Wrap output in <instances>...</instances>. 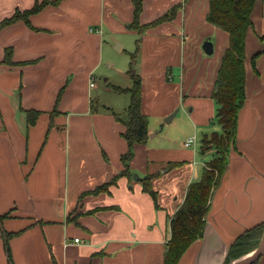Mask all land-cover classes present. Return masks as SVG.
Masks as SVG:
<instances>
[{
    "label": "crops",
    "instance_id": "1",
    "mask_svg": "<svg viewBox=\"0 0 264 264\" xmlns=\"http://www.w3.org/2000/svg\"><path fill=\"white\" fill-rule=\"evenodd\" d=\"M35 1L0 0V20ZM208 2L142 0L140 24L178 8L171 19L137 32L130 28L133 0H58L32 14L31 25L17 20L0 29V264L163 263L170 216L216 155L212 146L200 151L201 138L222 131L211 91L228 33L206 21ZM250 17L236 140L203 234L176 264H223L235 238L264 222V52L256 69L250 62L263 45L264 0ZM126 34L127 43L116 37ZM105 37L126 46L127 73L138 46L132 70L141 78L148 135L133 146L130 176L120 174L124 124L112 105L96 104L93 79L109 56ZM206 40L210 53L202 48ZM6 49L11 64L3 62ZM104 80L111 88L132 84L131 77L122 85ZM29 109L39 111L31 125ZM148 173L156 174L158 206L142 190ZM113 177L107 189L87 193ZM257 261L264 264V254Z\"/></svg>",
    "mask_w": 264,
    "mask_h": 264
},
{
    "label": "trees",
    "instance_id": "2",
    "mask_svg": "<svg viewBox=\"0 0 264 264\" xmlns=\"http://www.w3.org/2000/svg\"><path fill=\"white\" fill-rule=\"evenodd\" d=\"M58 0H36L32 7L24 10L15 8L12 14L0 20V29L17 20L30 24L29 17L40 11L47 4H56ZM258 0H209L206 21L228 33V45L223 51L216 76L213 82L211 97L217 104L215 119L220 124L221 133L212 132L201 138L200 151H206L210 146L216 150V155L205 162L199 180L191 182L186 190L182 203L170 216V237L166 242L163 252L162 264H176L186 248L195 239L203 234L205 218L209 211L210 199L216 186L226 169V152L236 140L237 113L245 100V38L251 26V12ZM133 18L130 28L141 32L145 28L171 19L178 5H173L164 14L146 24H140L139 15L142 10V0H133ZM263 41L262 48L255 52L250 59L252 68L256 69L257 58L264 52V32L260 37ZM138 52V46L129 53L130 62L128 73L131 77V86L122 88L113 86L118 92H128L129 102L125 108L124 116L113 112L117 121L124 124L122 136L128 148L121 155L124 165L120 174L130 176L129 162L133 157V146L145 142L148 135V118L142 113L141 78L132 70L133 60ZM4 63H13L11 49H6ZM256 71V70H255ZM27 125L33 124L39 111L35 109L24 110ZM169 163V165H172ZM156 174L148 173L142 179V190L150 195L154 205L157 203V192L153 189L152 179ZM115 183L113 177L110 181L97 186L87 193H97L107 189ZM86 211L85 213H91ZM4 214L2 217H4ZM74 217V216H73ZM69 220L74 218L68 217ZM264 229V222L244 230L227 248L223 264H229L250 251L254 250L260 242ZM8 258H10V253ZM255 261L250 264H257Z\"/></svg>",
    "mask_w": 264,
    "mask_h": 264
},
{
    "label": "rangeland",
    "instance_id": "3",
    "mask_svg": "<svg viewBox=\"0 0 264 264\" xmlns=\"http://www.w3.org/2000/svg\"><path fill=\"white\" fill-rule=\"evenodd\" d=\"M116 37L121 38L124 43H127V40L128 42L131 41V36L129 34L117 35ZM115 42L116 41H112L111 38H104V44L107 45L106 48L109 53V56H106L105 60L108 61L109 59L113 62V64L107 66V62L105 61L101 67L102 72L98 71L95 74L93 83L96 84V90L98 92L97 96H94L98 98L96 100V104H98L99 107L103 108L104 103L112 105L118 114H122V116H124L126 104L129 99V93L126 91L118 92L113 88L108 87L105 85L104 80L105 78H108L107 83H120L122 85L128 80V78H130L128 77L129 75H127L128 73L126 71L128 67L126 64V59L128 57V54L125 51L126 46H123L122 49H116L114 47ZM170 124L171 123H168L167 126Z\"/></svg>",
    "mask_w": 264,
    "mask_h": 264
},
{
    "label": "water",
    "instance_id": "4",
    "mask_svg": "<svg viewBox=\"0 0 264 264\" xmlns=\"http://www.w3.org/2000/svg\"><path fill=\"white\" fill-rule=\"evenodd\" d=\"M116 49H118L119 44H116L114 46ZM202 48L205 52L210 53L211 52V43L209 41H204L202 44ZM176 110H174L170 115H168L164 121L168 122L171 117L175 114ZM264 254V229H263V233L259 242V245L252 250L249 254H247L244 257H239L237 259H234L233 261H231L229 264H250L253 263L255 261H257L262 255Z\"/></svg>",
    "mask_w": 264,
    "mask_h": 264
},
{
    "label": "built area",
    "instance_id": "5",
    "mask_svg": "<svg viewBox=\"0 0 264 264\" xmlns=\"http://www.w3.org/2000/svg\"><path fill=\"white\" fill-rule=\"evenodd\" d=\"M97 32H100V30H96ZM91 85H92V83H90ZM193 138L192 137H190V138H187L186 140H185V142H184V144H185V146H188L189 144H191L192 142H193ZM74 241L75 242H78L79 241V238H74Z\"/></svg>",
    "mask_w": 264,
    "mask_h": 264
},
{
    "label": "bare ground",
    "instance_id": "6",
    "mask_svg": "<svg viewBox=\"0 0 264 264\" xmlns=\"http://www.w3.org/2000/svg\"><path fill=\"white\" fill-rule=\"evenodd\" d=\"M250 252H251V251H250ZM250 252H249V253H250ZM249 253H248V254H249ZM246 255H247V254L243 255L242 257H244V256H246ZM242 257H241V258H242Z\"/></svg>",
    "mask_w": 264,
    "mask_h": 264
}]
</instances>
